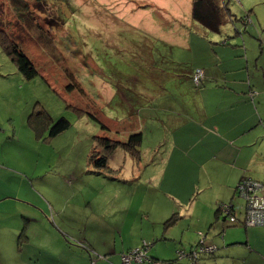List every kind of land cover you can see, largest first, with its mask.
Returning a JSON list of instances; mask_svg holds the SVG:
<instances>
[{"label": "rangeland", "instance_id": "obj_1", "mask_svg": "<svg viewBox=\"0 0 264 264\" xmlns=\"http://www.w3.org/2000/svg\"><path fill=\"white\" fill-rule=\"evenodd\" d=\"M4 1L2 17L6 18V34H10L9 26L12 21H20V15L10 0ZM23 1L25 11L22 16L26 21L22 23L25 27H17L12 32L34 36L37 35V28L45 31L47 40L41 39V43H37V39L35 41L28 36L21 47L30 55L29 58L32 57L36 69L42 68L46 76L39 72L26 78L0 47V190L3 194L0 218L5 220L0 231V264H50L45 256L60 250L62 256H70L71 263L68 264H119L120 253L124 250L118 252V257L102 250V247L113 244L118 249L114 241L113 223H120V217L127 214L125 229L132 235L137 236L140 232L147 235L158 228L155 222H162L170 212L162 206L166 205L163 190L158 191L155 200L150 184L146 199L140 198L142 204L138 210H120L122 202H118L110 211L111 215H116L114 220L107 214H99L91 200L98 197L101 189L94 184L98 182L100 186L104 185L107 174L114 173H109V168L97 171L89 160L93 149L102 150L96 137L126 141L133 129L138 132L143 130L145 137L138 149L141 151V164L145 161L148 164L139 166L129 157V153H124L121 146L106 152L111 153L107 158L108 163L111 166L122 165L120 176L149 177L160 174L159 163L149 161L151 155L148 154V146L156 147L158 140L159 146L166 147L163 142L168 137L158 128L163 111H167L168 107L166 103L157 105V101L178 96L189 103L195 102L196 87L201 84L195 85L189 69L204 54V43L214 48L225 45L242 47L239 36L243 32L245 42L248 45L256 44L259 48L260 41L256 36L261 28L264 30V0H245L254 2L252 19L260 26L255 28V35L248 25L251 24L248 18L241 21L244 15V9L239 4L241 0H234L240 7L233 6L236 10H231L229 0L221 2L224 17L217 30L193 19L183 8L180 10L175 5L171 10L158 7L157 2L161 0ZM185 2L189 0H179V6L182 7ZM229 14L232 17L235 14L236 19L227 18ZM7 19L10 20L6 22ZM224 38L227 44H223L226 42ZM188 39L195 46L190 50L181 49L186 47ZM250 48L248 46V51ZM52 56L53 59H50ZM68 84L71 85L69 90ZM151 105L155 111L146 123L143 117ZM179 105L183 106V103ZM188 107L190 104L185 106ZM29 114L34 118L31 122L28 121ZM61 116L69 121V126L57 135L47 137L48 131ZM117 127L131 132L121 133L122 130L119 131ZM156 131L159 132L158 136L155 135ZM130 165L135 168L132 172ZM33 191L38 196L37 203L44 206L46 214L51 209L53 214H50L49 221L52 218L56 221L60 217L67 221V225L55 227L54 231L49 221L46 223L40 218L31 223L32 230H28L26 225L23 229L21 225L11 236L7 225L15 226V223H7L8 215L15 213V207L24 205L20 201L28 202L14 196V192L27 195ZM120 192L124 200L126 195ZM82 194L89 201H83ZM240 198L245 203L244 198ZM135 201L136 198H133V203ZM129 202H125L126 206ZM37 203L35 205L40 208ZM52 205L62 208L64 214L55 215ZM237 226L244 228L243 225ZM116 232L118 235V230ZM199 235L201 239L203 233ZM64 241L76 247H66ZM145 242L150 245L149 249L156 244L150 239ZM180 249L184 248L173 251L168 247L166 253L176 260ZM190 249L184 250L189 252ZM235 249L243 251L238 247ZM82 250L85 252L83 255ZM202 257L198 258L199 263ZM36 259H40V262L35 263ZM184 259L188 258L178 260ZM154 260L161 264L169 262Z\"/></svg>", "mask_w": 264, "mask_h": 264}, {"label": "crops", "instance_id": "obj_2", "mask_svg": "<svg viewBox=\"0 0 264 264\" xmlns=\"http://www.w3.org/2000/svg\"><path fill=\"white\" fill-rule=\"evenodd\" d=\"M223 1L225 0L217 2L221 18L224 17L221 6ZM157 3L158 7L170 10L175 5L191 15L193 0L185 2L182 7L179 6V0H170V2L161 0ZM239 4L244 9L241 21L244 22V18L247 17L251 23L248 25L251 26L255 35V28H260V26L252 19L254 2L241 0ZM239 4L234 0L231 3L229 0L231 10H236L233 6L240 8ZM231 14L233 15L232 12ZM231 14L227 18L236 19L235 14L234 17ZM184 15L187 16V14ZM254 16L261 21L256 14ZM155 23L157 24L156 20ZM218 27L219 25L212 29L217 30ZM159 31L163 34L160 26ZM239 37L243 45L238 48L230 45L214 48L204 43V54L189 69L190 77L196 68L202 69L204 74L201 86L196 87L195 102L189 103L185 98L181 100L178 96H169L166 100L157 101V105L161 106V103H166L168 107L167 111H163L162 121L158 125L162 133H167L168 137L163 142L166 147L159 146L160 141L158 140L156 147L148 146V154L151 155L149 161L159 163L160 174L156 173L149 177L120 176L122 165L111 166L107 160L109 173L114 174H107L104 185L100 186L98 182L94 184L101 191L98 197L91 200L98 208L99 214L102 216L107 214L114 220L116 215H111L110 211L118 202H122L120 210L131 212L138 210L142 204H140V198L146 199L150 184L153 189L151 194L155 200H157L158 191L163 190L166 205L162 206L164 210L170 212V215L166 216L162 222H155L159 225L158 228H154L153 232L149 231L147 235L143 232L137 236L132 235L125 229L127 214L120 217V223L114 222L112 225L115 234L114 241L118 244V249L114 244L102 247L108 255L114 253L118 257V252L138 245L140 240L150 239L156 242L148 252L154 259L167 260L168 264H189L188 259L170 258L171 255L166 253V249L169 247L174 251L177 248H193L198 238L200 240L199 234L203 233V242H213L217 247L213 253L207 254L208 256L202 255L201 264H235V262L264 264V225L249 227L244 224L245 207L243 206L245 204L236 192L237 182L244 176L264 182V30L261 28L256 36V39L260 41L259 48L256 44L248 45L243 32ZM227 43L226 40L223 44ZM193 46L195 43L188 39L186 47L180 48L190 50ZM248 46L251 47L249 49L251 55ZM254 54L255 58H253ZM253 91H256V94L251 97L250 92ZM180 103H183V106H180ZM189 104L190 107L185 108ZM193 108L196 110L193 111ZM154 111L155 108L152 105L148 106L143 117L146 123L152 118ZM132 131L138 130L133 129ZM125 132L131 131H121V133ZM140 132L142 142L145 133L143 130ZM156 133L155 135L158 136L159 132L156 131ZM99 151L105 152V149L102 148ZM124 153L128 152L124 149ZM110 155L111 153L107 154L108 159ZM129 157L139 166L148 164L146 161L141 164L140 150L138 159L130 153ZM130 169V172L135 170L133 165H130ZM141 184L144 186L142 187ZM120 191L126 195L124 200ZM2 195L0 190V200ZM14 196L28 202L20 201L24 205L15 207L16 214L12 212L8 215L7 223H15V226L7 225L11 236H14V231L16 232L25 222H27L28 230H32L31 223L40 218L48 223L53 214L50 209L51 204L49 205L50 213L46 214L44 206L37 203L38 196L34 191L27 195L14 192ZM126 198H128L127 201H125ZM133 198H136L135 203H133ZM82 200L89 201V198L82 194ZM16 201L19 200L16 199ZM125 202L129 204L126 206ZM35 203L40 205V208ZM221 203H228L231 206V213L237 222L231 221L228 215L224 216L217 211V206ZM52 206L55 215L64 214L62 208ZM106 209L108 211L104 212ZM174 213L176 217L166 225L165 221ZM4 223V218H0V231ZM48 224L55 231V227L60 228L67 225V221L64 222L60 217L56 221L52 218ZM237 225H243L244 228ZM63 243L64 246L72 249L76 247L69 245L66 241ZM236 247L243 251L239 252L235 249ZM61 252V250L54 251L55 254L46 255L45 259L50 264L71 263L70 256H62ZM81 254L85 252L82 250ZM39 262L40 259H36L35 263Z\"/></svg>", "mask_w": 264, "mask_h": 264}, {"label": "trees", "instance_id": "obj_3", "mask_svg": "<svg viewBox=\"0 0 264 264\" xmlns=\"http://www.w3.org/2000/svg\"><path fill=\"white\" fill-rule=\"evenodd\" d=\"M10 1H11L10 3L12 4V7L15 8L17 10L18 15H20V17L18 18L20 21H12L11 26H9L10 27V34L9 33L6 34V31H8L5 29L6 26H4L6 24L4 19H6V18L2 17V6H3V4H5V1L0 0V9H1V17H2V19L0 17V47L4 50V52L8 55V57L17 66L18 70L21 71L26 78H31L33 76H36L37 74H40V73H42L44 76H46L42 72V68L39 70L36 69L34 62L31 59L32 57L29 58L30 55L28 56L21 47V45L25 42V39L28 36L30 38L33 37L35 41L37 39V43H41L40 42L41 39L47 40L46 36H44L45 31L43 29L37 28V35H34V36H30L29 34L19 35V34H15L14 32H12L17 27L18 28L25 27V25L22 23L24 20L26 21V19H24L22 16L23 11H25V6H24L25 2L23 0H10ZM217 2H218V0H193L192 10H191L192 18L201 21L208 28H211V29L217 28V26L219 25L218 23H219L220 18H221L220 17L221 16L220 15V9H219V5L217 4ZM9 20L10 19H7L6 22H8ZM36 27H38V26L36 25ZM3 30L4 31L6 30L5 33ZM51 58L53 59V56L50 57V59ZM54 63H56V62L54 61ZM191 78H192V76H191ZM70 87H71V85L68 84L67 90H69ZM255 94H256V91L250 92L251 97ZM44 119H45V117H44ZM33 120H34V118H33L32 114H29L28 121L31 122ZM49 123L50 124L52 123L50 118H49ZM50 124H49V126H50ZM68 126H69V121L66 120L65 117L61 116V118H59V120L53 124L50 131H48L47 137H52L54 135H57L62 130L66 129ZM117 129L119 131L120 130L123 131V129H120L118 127H117ZM48 130H49V127H48ZM96 138H97V143L101 144L102 148L105 149V152H101L99 150L93 149L89 155V160L93 162L94 166L97 168V171L108 167L107 166L108 156H107L106 152L112 151L117 146L123 147L125 149V151L130 153L134 158L138 159V157H139L138 147L141 144V133L138 131L130 133L128 140H126V141L112 140L110 138L101 137V136L100 137L97 136ZM95 146L97 147V145H95ZM219 207H220V205L217 206L218 212L220 211ZM224 216H226V215H224ZM175 217H176L175 213L172 214L165 221V224L166 225L170 224L174 220ZM26 223L27 222H25L23 224V229H25V225L27 226ZM142 242H141V244H142ZM138 245H135V246H138ZM149 246H148V249H149ZM132 247H134V246H132ZM127 249H129V248H127ZM127 249H125V250H127ZM148 249H147V251H148ZM150 258L153 259V257H151V256H150Z\"/></svg>", "mask_w": 264, "mask_h": 264}, {"label": "built area", "instance_id": "obj_4", "mask_svg": "<svg viewBox=\"0 0 264 264\" xmlns=\"http://www.w3.org/2000/svg\"><path fill=\"white\" fill-rule=\"evenodd\" d=\"M204 78L203 70L196 68L192 72V80L195 85H199ZM237 194L245 200L244 224L247 226L264 225V182L250 176L242 177L236 185ZM220 213L228 215L230 220L237 222L231 213V206L228 203L219 204ZM149 244L143 240L141 245L131 247L120 253L119 264H133L134 262H148L161 264L160 261L150 258L147 254ZM215 244H204L201 238L198 244L191 248L189 252L184 249L178 250V257H187L189 264H200L199 259L203 254L213 253L216 249Z\"/></svg>", "mask_w": 264, "mask_h": 264}, {"label": "clouds", "instance_id": "obj_5", "mask_svg": "<svg viewBox=\"0 0 264 264\" xmlns=\"http://www.w3.org/2000/svg\"><path fill=\"white\" fill-rule=\"evenodd\" d=\"M200 84H201V83H200ZM200 84H199V85H200Z\"/></svg>", "mask_w": 264, "mask_h": 264}]
</instances>
